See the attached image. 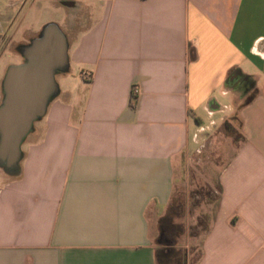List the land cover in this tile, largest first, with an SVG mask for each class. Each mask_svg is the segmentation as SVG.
<instances>
[{
  "label": "crops",
  "instance_id": "0c3cea01",
  "mask_svg": "<svg viewBox=\"0 0 264 264\" xmlns=\"http://www.w3.org/2000/svg\"><path fill=\"white\" fill-rule=\"evenodd\" d=\"M52 21L78 88L0 184V264H157L176 172L218 136L235 149L187 264H264V0H0V103L4 63Z\"/></svg>",
  "mask_w": 264,
  "mask_h": 264
},
{
  "label": "water",
  "instance_id": "95a60500",
  "mask_svg": "<svg viewBox=\"0 0 264 264\" xmlns=\"http://www.w3.org/2000/svg\"><path fill=\"white\" fill-rule=\"evenodd\" d=\"M69 42L59 25H45L19 53L23 62L10 65L1 83L0 170L21 173L22 147L35 125L59 95L57 76L69 70Z\"/></svg>",
  "mask_w": 264,
  "mask_h": 264
},
{
  "label": "rangeland",
  "instance_id": "374dc122",
  "mask_svg": "<svg viewBox=\"0 0 264 264\" xmlns=\"http://www.w3.org/2000/svg\"><path fill=\"white\" fill-rule=\"evenodd\" d=\"M35 17L36 16H33L34 19ZM51 18L59 20L60 24H62V26L65 28V16H54ZM48 23L55 22L52 21ZM42 28L43 27H41V30ZM5 48L6 45H4L2 49ZM22 62V57L12 56L11 59L9 58L7 63H4V70H7L10 65H18ZM78 79V71H74V69H72L67 76H58L57 83L61 88L77 89V83L79 81ZM233 141L236 145L237 141ZM234 149L235 147L231 145L230 140L226 139L224 136H218L215 139H210L207 145L201 150L199 154L194 157L193 160L189 161L184 158L181 168L176 172V191L174 195L175 197L183 199L187 205L183 218L175 222L178 226H182L186 230L185 235L179 241L178 247L185 252L187 260L189 258L191 263L195 262L200 255L201 238L204 233L200 234L197 238H192L190 242H187V237H190L189 229L196 226L199 219L207 222V224L210 226L215 205V202H209L207 200L200 202L198 201L196 203H194L195 200H193L192 203V201H190L191 194L192 192L200 191L206 193L209 189L217 191L218 186L220 185V172L222 168L228 164ZM17 178L18 177L8 176L0 170V184Z\"/></svg>",
  "mask_w": 264,
  "mask_h": 264
},
{
  "label": "trees",
  "instance_id": "16d2710c",
  "mask_svg": "<svg viewBox=\"0 0 264 264\" xmlns=\"http://www.w3.org/2000/svg\"><path fill=\"white\" fill-rule=\"evenodd\" d=\"M135 99L136 97H134V100ZM220 132L225 136L234 138V140L237 142L242 140L239 130L229 120L222 125ZM220 196L221 187L219 185L217 191L209 189L206 193L203 191L192 192L190 201H192V203L193 200H195L194 203L204 200L209 202H217L219 201ZM186 208V202L179 197H175L174 195V198L169 205L166 214L160 218L158 225L159 235L157 238L158 249L156 251L157 264H187L185 252L178 247L179 241L182 236L185 235L186 230L184 227L178 226L175 223L177 220L183 218ZM208 230L209 225L207 222L199 219L197 225L189 229V235L190 237L195 238L200 234L207 232Z\"/></svg>",
  "mask_w": 264,
  "mask_h": 264
},
{
  "label": "built area",
  "instance_id": "2783aa9c",
  "mask_svg": "<svg viewBox=\"0 0 264 264\" xmlns=\"http://www.w3.org/2000/svg\"><path fill=\"white\" fill-rule=\"evenodd\" d=\"M82 77H83V79L87 80L89 78V75L87 73H83ZM133 94H134V97H137L139 94V89L135 87L133 89Z\"/></svg>",
  "mask_w": 264,
  "mask_h": 264
}]
</instances>
